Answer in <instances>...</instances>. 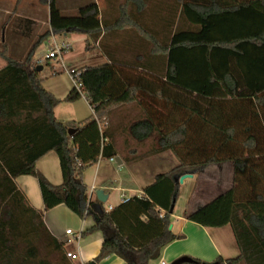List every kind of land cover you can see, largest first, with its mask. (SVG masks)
<instances>
[{"label": "trees", "instance_id": "obj_1", "mask_svg": "<svg viewBox=\"0 0 264 264\" xmlns=\"http://www.w3.org/2000/svg\"><path fill=\"white\" fill-rule=\"evenodd\" d=\"M42 1L49 4L55 33H83L97 42L104 31L101 44L117 31L137 35L143 54L136 65L142 70L110 57L107 63L81 68L94 113L69 134L55 108L81 95L73 88L65 98H57L43 86L40 64L33 63L35 49L50 32L35 42L25 62L13 58L3 44L0 54L7 63L0 70V264H17L15 246L5 235L16 227V209L35 235H44L65 263L74 264L65 243L51 234L44 219L46 211L61 204L93 220L84 236L103 234L96 262L115 254L126 264H149L182 238L170 228L171 205L179 197L177 177L228 161L234 162L236 173H243L249 160L257 158L259 133L264 129V0H175L167 15L151 13L148 0H125L118 15L110 5L101 20L96 2L65 15L57 0ZM14 30L31 38L35 22L20 18ZM86 45L90 49L88 41ZM133 101L145 116L131 125L132 135L143 141L158 131L159 146L149 154L170 150L179 164L157 175L143 195L123 199L107 210L97 197L89 198L84 174L100 159L117 155L115 144L108 141L107 123L115 107ZM173 110H183L186 119L180 122ZM50 151L60 159V185L52 184L36 167ZM21 175L37 177L44 210L29 204L16 183ZM254 191L248 194L232 186L187 215L205 227L232 226L240 255L227 259L228 264H264V188ZM36 253L31 247L30 255Z\"/></svg>", "mask_w": 264, "mask_h": 264}, {"label": "crops", "instance_id": "obj_2", "mask_svg": "<svg viewBox=\"0 0 264 264\" xmlns=\"http://www.w3.org/2000/svg\"><path fill=\"white\" fill-rule=\"evenodd\" d=\"M32 2L33 3L31 9L34 16L27 17H30L34 20L35 30L31 38H25L19 36L18 34H15L16 37L18 36L15 41H18L22 44L31 41L35 34L41 35L48 31L53 37L57 34H60L55 33L51 30L49 4H44V8V2L42 0ZM90 2L97 3L100 11L98 19L101 20L104 10L99 7L98 0H90ZM27 6L28 0H21L20 2H18V0H0V15L6 14L8 15V19L12 14L13 18L17 15L26 16L24 14L26 13L25 8ZM61 10L65 15L76 14L67 13L66 10H63V8H61ZM114 14L118 15L119 12L116 11L114 12ZM41 17H43V21L40 20ZM9 25L10 23L6 21L3 31L6 32V30L9 28ZM40 26L46 27L43 33H40V29H38L40 28ZM60 35H65L67 40L63 41L62 43H67V49H70L73 54L83 53L91 49H99L103 57H105V60L100 64L109 62L110 57L117 63H122L125 66H132L133 68H137L140 71L142 70V68H138L136 64L140 60L141 54H143V49L137 46L139 37L135 34L124 36L122 35L121 31H117L114 36L109 35L106 39H104L102 44L100 43V40L104 35V31L97 42H94V40L90 36L83 33H64ZM87 41L90 43V49L86 48ZM55 42L56 40L54 41V43ZM28 48H30V46ZM51 49L52 48L50 47V50ZM38 60L39 62L43 61L42 57L34 59V61ZM88 66L96 65L85 64L80 67L84 68ZM59 70V68H55L54 75L62 73V71L59 72ZM40 77L42 78V84L45 89H47L57 98H65L74 88V84L72 87L71 84L69 85V83L66 84V86H58V84L50 83L47 78L42 77L41 71ZM140 99L141 98H139V100ZM80 102H85L88 106L86 111L82 114L78 113L77 110V104ZM93 113V108L91 107L89 101L84 97L75 102H63L55 108V116L57 117V119L66 124L68 127L78 125L79 122L88 118ZM144 116L145 112L143 111V108L136 101L122 104L112 110L109 121L107 123L108 141H112L115 144L117 150L116 156H119L122 160L121 165H119L117 162L114 163H117L119 167H122L126 164L130 168V171L128 174H120V176H118L115 174V171L112 169L110 163L103 164L104 159H100L96 165L92 166L95 167V170L94 177L91 182L90 179L87 178V175L84 174V183L89 189V198L96 197L95 193L91 194V190L93 187H95L96 189H103L105 193L109 195V197L110 193L115 188L123 193V197H131L135 195L141 196L143 195L145 187L150 185L156 179L157 175L167 172L179 164V160L177 163V161L175 162V160L173 159V156L176 157V155L170 150L163 151L157 154H149V152L140 151L139 148L144 145H151L155 147L159 146L160 138V134L158 133V131L154 132L149 138L143 141H138L132 135L131 125L136 121L144 118ZM162 120L163 121H161V127H163L164 118ZM165 120H167V118ZM166 122H168V120ZM161 131H163V129ZM108 160L109 162H113L110 159ZM175 163L177 164L175 165ZM169 164L173 165L172 168H170L169 170H163V167L165 165L168 166ZM223 164L213 165L222 166ZM36 167L37 170L42 173L52 184L60 185L63 183V174L61 170L60 159L55 151H50L43 157L38 159L36 162ZM204 171L205 169L202 171V173H204ZM198 176V173H195L192 178H187L183 183H179L180 185H185L189 180H191V182H195V187L191 196L192 208L179 215V221L177 223L172 221L171 230L174 234L180 235L182 238L177 239L166 246L162 251L161 257L158 260H153L159 261V264H163V262L165 263V259L173 262L183 256H189L194 259H199L202 263L209 264L219 262V259L222 258L224 260V264H228L226 262L227 259L236 258L240 255V248L237 243L233 228L230 224L223 227H205L187 218V215L189 213L195 211L198 207L205 205L213 199L211 198L206 202L202 200V195L199 194L202 190V187L201 183L199 182ZM85 180L89 181L91 185H88ZM16 183L18 187L23 191L29 204L33 208L38 210L45 209V203L42 197L37 177L33 175H21L17 177ZM137 187H140V189L137 190ZM227 189L222 190L218 193V195L225 192ZM130 191H138V193L129 195L128 192ZM179 198L180 194L176 202L175 209L177 207ZM121 201L122 199L120 200V202ZM120 202L110 206L114 207ZM108 208L107 210H109ZM173 215L174 212L172 214V217ZM44 219L51 234L65 243L66 253L70 251L78 255L77 259H72L69 257L74 262V264H88L90 261L94 260L100 253L103 243V234L101 232H96L88 236L83 235L80 244H78L77 241L73 240L74 235L67 234L66 232L68 229H72L71 227H74L79 228V230L72 229L75 235L81 229H83L84 233V231L93 224V220L91 218H81L79 215L70 210L66 205L61 204L53 209L46 211ZM153 261H150L149 264H153ZM97 264H126V262L121 257L113 254L102 259L100 262H97Z\"/></svg>", "mask_w": 264, "mask_h": 264}, {"label": "rangeland", "instance_id": "obj_3", "mask_svg": "<svg viewBox=\"0 0 264 264\" xmlns=\"http://www.w3.org/2000/svg\"><path fill=\"white\" fill-rule=\"evenodd\" d=\"M32 1L37 0H28V6L25 8L26 13L21 16L17 15L13 18V14L8 19V15H0V51L3 50V44L5 43L8 46L9 54L20 62H25L26 57L28 56L31 48L35 44L34 42L39 40L41 35L35 34L31 41L25 42V44L16 42L15 40L17 37L15 36L16 31L14 30L18 20L20 18H30L27 16L33 17L34 14L32 12ZM90 0H57V4L59 7L66 10L67 13L74 14L77 13L78 8L85 3H89ZM99 7L102 10L108 9L113 5L114 12H119V6L125 2V0H98ZM175 0H148V8L150 9L151 13L153 11H161L163 15H167L172 7H174ZM43 3V2H42ZM47 5V3H43V5ZM44 5V8H45ZM170 8V9H169ZM174 18V17H173ZM32 19V18H30ZM172 19V18H170ZM43 21V17L41 19ZM6 21L10 23L9 28L5 31L4 25ZM175 24H177V17L173 19ZM179 24L182 27H185L184 22L179 21ZM42 25V24H41ZM40 33H43L46 29L45 26H40ZM14 32V33H13ZM17 35V34H16ZM56 40L57 43H62L63 41L67 40L65 35L57 34L54 37L52 35L47 36L43 42L40 44L39 47L35 49L34 59L42 57V63L38 61H34V64H40L43 66V70L41 71L42 77L47 78L50 83L58 84V86H66L69 83L73 87L72 78L70 74L61 67V64L58 59L53 58H46V54L49 52L50 47L54 48V41ZM4 41V42H3ZM30 46V48H28ZM105 60L102 53L99 49H91L87 50L86 52L73 54L70 49H66L64 54V62L66 65V69H79L80 66L85 64H93L97 65L102 63ZM6 60L0 54V69L6 64ZM55 68H59V72L62 73L54 75ZM53 75V76H52ZM49 84V83H48ZM78 113H83L87 109V104L85 102H80L77 104ZM175 111V110H173ZM175 117L180 122L186 119V114L183 110H176ZM74 126V125H73ZM71 126V127H73ZM69 127V128H71ZM74 128V127H73ZM190 132H194L193 129ZM259 137V149L255 151L257 154V158L253 160H249V167L247 171L243 173H236L235 165L233 161H228L227 163L223 164L222 166L218 165H211L210 167L206 168L204 173H198V179L201 183L202 190L199 194L202 195V200L204 202L210 200L211 198H215L218 196V193L224 189H230L232 186H238L239 191H245L248 194L255 193L254 190L260 191L264 188V177L259 179V175H264V129L260 131ZM243 136L239 137L238 140L240 141ZM261 141H263L261 143ZM155 146L151 145H144L140 147L141 152H149ZM124 148V147H123ZM249 152H245V156L248 155ZM175 162L178 159L173 156ZM170 162V161H169ZM104 163H110L112 169L115 171V174L120 176V174H128L130 168L128 165H123L119 167L117 163L109 162V160L104 159ZM175 163V165L177 164ZM165 165L163 170H169L172 168L173 165ZM122 168V169H120ZM94 170L95 167H89L85 173L87 178L90 179V182L93 180L94 177ZM86 181V180H85ZM88 185H91L89 181H86ZM220 184V185H219ZM256 185V186H254ZM195 187V182H191V180L187 181L185 185H180L179 194L180 198L177 204V207L174 211V215L172 217V221L178 222V216L183 214L186 210L192 208L191 196ZM139 190L140 187H137ZM227 189V190H228ZM137 192L130 191L128 192L129 195L137 194ZM123 197V193L115 188L111 193L109 199L106 201V207L108 208L110 205H114ZM193 201V200H192ZM16 209V208H15ZM19 209H16V219L13 222L16 224L15 228L8 230L5 232V235L11 239L12 244L15 246L16 250V257L15 261L17 264H67L63 261L62 256L53 250V247L50 246V241L43 235L38 236L35 235L32 231V226H26V218L20 212ZM9 227V225L7 226ZM73 230H79V228L71 227ZM30 229V230H29ZM32 231V232H31ZM6 236H4L6 238ZM36 247V255H30V248ZM74 247V246H70ZM153 264H159V261H153ZM166 264H171L172 261H168L165 259Z\"/></svg>", "mask_w": 264, "mask_h": 264}, {"label": "built area", "instance_id": "obj_4", "mask_svg": "<svg viewBox=\"0 0 264 264\" xmlns=\"http://www.w3.org/2000/svg\"><path fill=\"white\" fill-rule=\"evenodd\" d=\"M67 48H68L67 43H56L55 42L54 48H52L50 50V52L47 54L46 58L58 59L60 64H61V67L64 68L70 74L75 90L81 95V97H84L87 99V96H86L85 91H84V85H83V82H82L81 77H80L82 70H80V69H71V70L66 69V65L64 62V54H65ZM40 63H42V61H40ZM110 160L113 162H116V156L111 157ZM96 190L97 189L95 187H93L91 190V194L96 193ZM127 198H129V197H123L122 200L127 199ZM112 208H113V206H109L108 209L111 210ZM143 219H144V217H143ZM66 232H67V234L74 235L73 240L77 241L78 244H80V242L82 240V236H83V229H81L78 233H76V235L72 229H68ZM66 254L68 257H70L72 259L78 258V255L74 252L69 251ZM163 264H165V263L163 262Z\"/></svg>", "mask_w": 264, "mask_h": 264}, {"label": "water", "instance_id": "obj_5", "mask_svg": "<svg viewBox=\"0 0 264 264\" xmlns=\"http://www.w3.org/2000/svg\"><path fill=\"white\" fill-rule=\"evenodd\" d=\"M43 69V66L42 65H39L37 67V70L40 72L42 71ZM76 131V128H69L68 129V133L69 134H73L74 132ZM116 162L121 165L122 164V160L119 156H116ZM195 175V173H186L180 177H177L175 179V181L177 183H183L185 179L187 178H192L193 176ZM96 197L102 201V202H106L109 198V195L105 193V191L103 189H97L96 190ZM176 202H177V197L175 196L174 197V200H173V203L171 205V209H170V213L172 214L174 212V209H175V205H176ZM170 228H172V225L170 226ZM199 262L197 260H195L194 258L192 257H189V256H183V257H180L178 259H176L175 261H173L171 264H198ZM88 264H97V262L95 260H92L90 261ZM202 264H209V263H202ZM211 264H219L218 262H215V263H211Z\"/></svg>", "mask_w": 264, "mask_h": 264}]
</instances>
